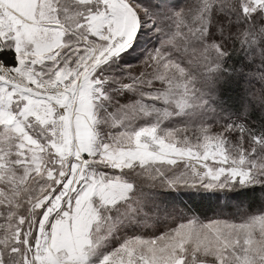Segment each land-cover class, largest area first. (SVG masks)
Returning a JSON list of instances; mask_svg holds the SVG:
<instances>
[{"label":"snow or ice","instance_id":"1","mask_svg":"<svg viewBox=\"0 0 264 264\" xmlns=\"http://www.w3.org/2000/svg\"><path fill=\"white\" fill-rule=\"evenodd\" d=\"M0 264H264V0H0Z\"/></svg>","mask_w":264,"mask_h":264}]
</instances>
